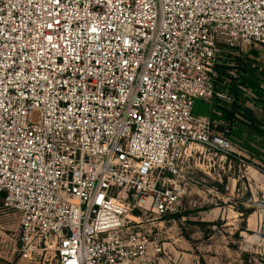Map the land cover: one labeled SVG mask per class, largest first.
<instances>
[{"label": "built area", "instance_id": "built-area-1", "mask_svg": "<svg viewBox=\"0 0 264 264\" xmlns=\"http://www.w3.org/2000/svg\"><path fill=\"white\" fill-rule=\"evenodd\" d=\"M254 43L264 0H0V209L20 258L157 264L148 218L176 210L185 162L241 155L195 110L235 104L228 56Z\"/></svg>", "mask_w": 264, "mask_h": 264}, {"label": "rangeland", "instance_id": "rangeland-1", "mask_svg": "<svg viewBox=\"0 0 264 264\" xmlns=\"http://www.w3.org/2000/svg\"><path fill=\"white\" fill-rule=\"evenodd\" d=\"M253 47L264 52L261 44ZM249 55L248 48L229 55V68L242 71ZM196 106L195 113L209 112L213 124H231L225 108L232 105L198 99ZM183 173L176 210L148 218L153 238L165 248L157 264H264V161L205 150L185 162ZM18 220V214L0 209V264L20 259L13 240Z\"/></svg>", "mask_w": 264, "mask_h": 264}, {"label": "crops", "instance_id": "crops-1", "mask_svg": "<svg viewBox=\"0 0 264 264\" xmlns=\"http://www.w3.org/2000/svg\"><path fill=\"white\" fill-rule=\"evenodd\" d=\"M248 49L250 55L235 86L239 105L227 106L231 112L229 138L240 154L264 161V52L257 53L253 44ZM16 264L39 263L20 258Z\"/></svg>", "mask_w": 264, "mask_h": 264}, {"label": "trees", "instance_id": "trees-1", "mask_svg": "<svg viewBox=\"0 0 264 264\" xmlns=\"http://www.w3.org/2000/svg\"><path fill=\"white\" fill-rule=\"evenodd\" d=\"M196 108H197V106H196ZM227 111H229L227 108H225ZM229 114H230V116H231V112H228ZM205 115H208V116H210V113L209 112H207ZM219 127V129H222V126H218ZM253 210L252 209H250V210H247L246 211V213H245V215H249L251 212H252Z\"/></svg>", "mask_w": 264, "mask_h": 264}, {"label": "snow or ice", "instance_id": "snow-or-ice-1", "mask_svg": "<svg viewBox=\"0 0 264 264\" xmlns=\"http://www.w3.org/2000/svg\"><path fill=\"white\" fill-rule=\"evenodd\" d=\"M50 39V38H49Z\"/></svg>", "mask_w": 264, "mask_h": 264}]
</instances>
